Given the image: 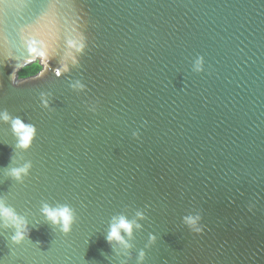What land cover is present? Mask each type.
<instances>
[{
  "label": "water",
  "instance_id": "1",
  "mask_svg": "<svg viewBox=\"0 0 264 264\" xmlns=\"http://www.w3.org/2000/svg\"><path fill=\"white\" fill-rule=\"evenodd\" d=\"M0 200L29 232L0 224V264H264V0H0ZM118 215L141 226L126 255Z\"/></svg>",
  "mask_w": 264,
  "mask_h": 264
},
{
  "label": "clouds",
  "instance_id": "2",
  "mask_svg": "<svg viewBox=\"0 0 264 264\" xmlns=\"http://www.w3.org/2000/svg\"><path fill=\"white\" fill-rule=\"evenodd\" d=\"M203 58H197L194 62L192 71L196 74H200L203 71ZM41 71L38 66H33L30 69H26L25 72L28 75H34ZM67 71V69H65ZM11 79V77H10ZM21 79H24L22 76ZM77 87H80L77 85ZM47 107V105H44ZM2 121L5 124L10 123L11 131L17 143L15 145V151L27 152L33 143L36 136V129L32 125L25 124L21 119H13L6 112L2 116ZM133 138H138V134H134ZM13 163V161L11 162ZM32 164L24 163L22 167L11 168L8 171V178L12 181L23 184L25 178L28 177ZM41 215L45 218V223L49 224L52 228L57 229L63 235L67 236L71 233L74 224L77 222L75 211L67 205H57L51 207L48 203H42ZM138 219L143 220L144 216L140 212L136 213ZM200 219L199 216L192 218L187 217L184 220V224L190 229L195 228L199 233L201 230L196 228L197 221ZM0 224L5 229H12L15 231L14 242H21L25 238L28 239V225L23 218L17 215L15 210L7 206L4 200H0ZM140 225L135 221H129L124 215L114 216L111 220L109 230L106 235V243L112 249L113 253L116 254L117 248H123L125 255L127 250L131 249L132 244L128 243L133 239V229H140ZM26 233V237H25ZM127 237V240L125 239ZM155 243V237L149 238V246ZM145 258L144 252H140L137 264H142Z\"/></svg>",
  "mask_w": 264,
  "mask_h": 264
},
{
  "label": "trees",
  "instance_id": "3",
  "mask_svg": "<svg viewBox=\"0 0 264 264\" xmlns=\"http://www.w3.org/2000/svg\"><path fill=\"white\" fill-rule=\"evenodd\" d=\"M35 66H38L39 68H40V66L38 65V64H34ZM34 65H31V66H29V67H27L26 69H30V68H32ZM26 69H24V70H22L21 72H20V74H19V78L21 79V77L23 76L24 77V79L25 78H28V77H31V76H34V75H36V74H34V75H28L26 72H25V70ZM41 69V68H40Z\"/></svg>",
  "mask_w": 264,
  "mask_h": 264
},
{
  "label": "snow or ice",
  "instance_id": "4",
  "mask_svg": "<svg viewBox=\"0 0 264 264\" xmlns=\"http://www.w3.org/2000/svg\"><path fill=\"white\" fill-rule=\"evenodd\" d=\"M55 75H56L57 77H59V76L61 75L60 71L57 70V71L55 72Z\"/></svg>",
  "mask_w": 264,
  "mask_h": 264
}]
</instances>
